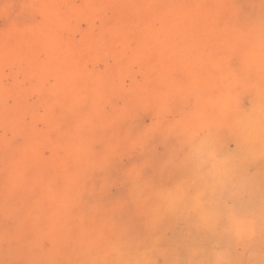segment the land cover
<instances>
[{
  "label": "rangeland",
  "instance_id": "1",
  "mask_svg": "<svg viewBox=\"0 0 264 264\" xmlns=\"http://www.w3.org/2000/svg\"><path fill=\"white\" fill-rule=\"evenodd\" d=\"M0 264H264V0H0Z\"/></svg>",
  "mask_w": 264,
  "mask_h": 264
}]
</instances>
